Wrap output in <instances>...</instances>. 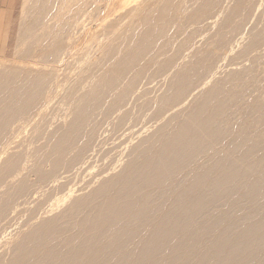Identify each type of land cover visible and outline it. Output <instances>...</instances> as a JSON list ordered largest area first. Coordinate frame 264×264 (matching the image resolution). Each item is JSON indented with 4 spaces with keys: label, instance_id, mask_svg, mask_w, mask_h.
Segmentation results:
<instances>
[{
    "label": "bare ground",
    "instance_id": "1",
    "mask_svg": "<svg viewBox=\"0 0 264 264\" xmlns=\"http://www.w3.org/2000/svg\"><path fill=\"white\" fill-rule=\"evenodd\" d=\"M21 11L19 60L0 61V264H264V0Z\"/></svg>",
    "mask_w": 264,
    "mask_h": 264
},
{
    "label": "rangeland",
    "instance_id": "2",
    "mask_svg": "<svg viewBox=\"0 0 264 264\" xmlns=\"http://www.w3.org/2000/svg\"><path fill=\"white\" fill-rule=\"evenodd\" d=\"M23 3H24V0H17V1H15L14 2V16H13V18H12V22H11V32H10V36H9V42H8V46H7V49H6V52H5V54L3 55V56H0V61H5V63H7V64H9V63H12V62H8L10 59H12V60H10V61H13V63H15V61H16V59L17 60H19L18 59V57L17 56H13V51L15 50V49H17V44H20V42H18V40H16L17 39V30H18V24H19V20H20V14L22 13V11H21V9H22V7H23ZM17 41V42H16ZM16 45V46H15ZM15 48V49H14ZM15 52H16V50H15ZM15 54V53H14ZM17 57V58H16ZM14 58V59H13ZM5 59V60H4ZM15 60V61H14ZM4 63V62H3ZM151 124V123H150ZM153 124V123H152ZM149 126V125H148ZM155 127H156V125L154 126V129H155ZM153 128H151L148 132L150 133L151 131H153L154 130ZM147 132V133H148ZM145 135H147V134H145ZM144 135V136H145ZM137 136V137H136ZM144 136H139V139L141 140V138L142 137H144ZM135 140H133L134 142H139V139H137L138 138V135H135ZM133 138V139H134ZM137 139V140H136ZM121 141H124V140H121ZM133 141H132V143H133ZM118 143H119V140L117 141ZM121 146V145H120ZM121 149H123V146L122 147H120ZM121 149H119V148H117V150L118 151H121ZM116 150V151H117ZM115 151V152H116ZM126 155V154H125ZM124 155V156H125ZM125 159H127V158H125ZM103 162H99V164H102ZM98 164V165H99ZM96 170L98 169V167H96L95 168ZM95 170V171H96ZM88 175V174H87ZM85 181H86V178L88 177V176H86V173H85ZM88 179V178H87ZM89 180V179H88ZM87 180V181H88ZM86 181V182H87ZM85 182V183H86ZM82 184H80L79 183V187H82L81 186ZM85 190H87L88 191V189H85ZM86 192V191H85ZM48 205H50V203H48ZM48 205H46V206H48ZM56 211L54 210V212L53 213H55ZM52 213V214H53ZM28 217V214H26L25 212H22V213H20V214H16V215H14V216H12V221H11V224H12V226H11V228H9L8 230H7V233H6V237H8V238H10V236H11V234H13V235H16L17 233H18V231L20 230V229H18V228H20V227H23L24 226V224H26L27 223V221H28V219L29 218H27ZM44 217V216H43ZM27 219V220H26ZM26 222V223H25ZM12 230V231H11ZM13 232V233H12ZM12 237V236H11ZM17 237V236H16Z\"/></svg>",
    "mask_w": 264,
    "mask_h": 264
},
{
    "label": "crops",
    "instance_id": "3",
    "mask_svg": "<svg viewBox=\"0 0 264 264\" xmlns=\"http://www.w3.org/2000/svg\"><path fill=\"white\" fill-rule=\"evenodd\" d=\"M15 1L0 0V56L5 54L8 46Z\"/></svg>",
    "mask_w": 264,
    "mask_h": 264
}]
</instances>
